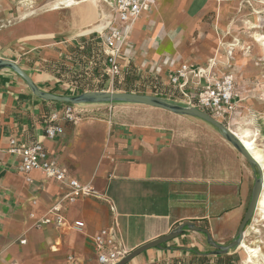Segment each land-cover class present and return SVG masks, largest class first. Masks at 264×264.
<instances>
[{"label": "crops", "instance_id": "crops-1", "mask_svg": "<svg viewBox=\"0 0 264 264\" xmlns=\"http://www.w3.org/2000/svg\"><path fill=\"white\" fill-rule=\"evenodd\" d=\"M56 1L33 0L34 13L21 17L26 12L22 0H0V59L16 62L41 91L75 96L131 90L187 105L206 80L192 78L185 89L190 97L182 96L169 84L175 70L183 64L205 66L216 78L234 65L232 51L233 64L224 59L235 0V9L224 18L225 1L194 6L195 0H176L165 8L160 0L152 3L120 44L116 75L105 73L108 48L101 41L104 32L123 26L113 2L100 0L112 12L104 30L79 34L101 19L94 1L68 6L60 0L58 7ZM215 57L217 63L208 68ZM132 81L146 89H114ZM243 101L240 97L227 113L214 117L236 133L248 123L255 131ZM66 104L37 96L14 69H0V264H100L92 236L103 228H111L128 253L187 221L207 230L218 244L237 238L257 171L214 125L140 103H81L74 104L76 122L59 121L64 132L45 138L50 115L62 113ZM13 139L17 144L43 141L59 164L97 196L62 201L63 184L40 170L28 176L20 171ZM58 202L66 224L40 225ZM75 221L85 226L76 229ZM204 230L185 226L177 238L128 264H170L195 249L204 254L212 245Z\"/></svg>", "mask_w": 264, "mask_h": 264}, {"label": "built area", "instance_id": "built-area-1", "mask_svg": "<svg viewBox=\"0 0 264 264\" xmlns=\"http://www.w3.org/2000/svg\"><path fill=\"white\" fill-rule=\"evenodd\" d=\"M116 9L118 20L123 25L122 28L115 26L102 34L101 41L108 48L107 61L110 70L119 74L121 67L117 61L120 44L128 34L131 24L144 12L148 11L152 3L158 0H111ZM208 69L193 67L189 64H183L170 75L169 84L177 87L182 96L190 97L185 91L192 78H205L206 83L198 85V91L189 104L194 105L212 116L227 113L236 102L239 96L237 92L235 78L231 74H223L221 77H211ZM201 79V80H202ZM192 98V99H191ZM79 116L74 104L67 103L62 113L54 112L49 117V123L45 127V138L54 139L64 132L63 126L59 121L76 122ZM11 150L18 153L21 157L20 171L29 175L34 170L42 171L47 178L63 184L65 190L62 193L61 200L74 203L80 198L86 196H97L96 190L89 184H84L75 178L66 168L61 166L56 156L48 150L43 141H34L29 143L17 144L16 140H11ZM27 180L31 181L30 177ZM40 225L51 224L54 222L57 226L66 224L65 217L61 214V203L54 205L39 220ZM69 226V225H67ZM76 229L85 226L83 221H75L71 224ZM94 244L98 250V260L100 264H116L128 252L118 244L116 235L111 228H103L92 236ZM25 242V240H21ZM73 260L74 257L70 256Z\"/></svg>", "mask_w": 264, "mask_h": 264}, {"label": "rangeland", "instance_id": "rangeland-1", "mask_svg": "<svg viewBox=\"0 0 264 264\" xmlns=\"http://www.w3.org/2000/svg\"><path fill=\"white\" fill-rule=\"evenodd\" d=\"M33 0H22L25 5V9L29 10L33 7L30 2ZM200 1L195 0L194 6ZM220 4L224 2L228 7L223 15V18L235 9L234 0H211ZM238 5L228 19L231 20V28L225 33V40L227 41L226 47L227 57L224 61L227 64H233L231 67H226V73L235 76L237 81V92L239 97L244 99L243 102L251 115L253 128V134L256 137L257 145L263 149L264 152V0H235ZM33 3V2H32ZM28 6V7H27ZM216 9V16H218V9L220 7H212ZM210 18V17H209ZM211 19V18H210ZM4 22H1L3 25ZM255 34V35H254ZM258 34V35H257ZM262 37V38H261ZM236 39V40H235ZM262 39V40H261ZM240 43H239V42ZM231 44V45H230ZM233 45V46H232ZM237 45V46H236ZM242 47V48H241ZM230 51L233 52L231 56H234L231 62ZM233 58V57H232ZM214 60V64L217 63L218 58H211ZM210 60H208L209 66ZM205 67V66H204ZM130 84L127 86L119 85L115 86L116 89H138L145 90L144 85L134 86ZM235 100V101H236ZM249 125V123L247 124ZM257 178L259 176L258 169ZM264 192V191H263ZM245 232V240L247 243L257 250L259 255V264H264V214L260 216H253V218L247 224ZM178 237V236H177ZM175 237V238H177ZM231 243L226 242L225 245ZM247 252L241 246L231 248L227 253H221L215 246L211 247L204 254L191 253L187 256L174 259L170 264H242L246 258ZM130 263V262H129Z\"/></svg>", "mask_w": 264, "mask_h": 264}, {"label": "water", "instance_id": "water-1", "mask_svg": "<svg viewBox=\"0 0 264 264\" xmlns=\"http://www.w3.org/2000/svg\"><path fill=\"white\" fill-rule=\"evenodd\" d=\"M10 67L14 69L18 74H20L32 88L33 92L46 100L60 101L71 104H81V103H109V102H128V103H140L146 104L153 107L162 108L169 110L171 112L181 114V115H190L199 117L210 124L214 125L223 136L247 159V161L255 168L258 169L259 176L256 178L251 201L247 208V211L244 215V218L239 226L237 238L234 239L231 243L227 245H221L212 240L209 232L204 230L191 221L184 222L178 228L170 232L169 234L157 238L156 240L150 241L135 250L128 253L116 264H128L133 258L140 255L142 252L149 248L161 247L164 242L174 239L182 233V230L185 226H189L193 230H204L208 234V238L213 246H215L221 253H227L231 248H235L241 245L244 237L245 230L249 221L255 215L259 199L264 191V168L261 166L259 161L251 154L250 150L244 144V142L239 138V136L233 131L229 126L224 122L218 120L216 117L211 114L201 110L200 108L191 105V104H180L174 101L166 100L164 98L146 94V93H137L131 91H112V90H95L87 91L75 96L68 95H57L49 92L41 91L30 77L29 74L25 72L16 62L7 59H0V69Z\"/></svg>", "mask_w": 264, "mask_h": 264}, {"label": "bare ground", "instance_id": "bare-ground-1", "mask_svg": "<svg viewBox=\"0 0 264 264\" xmlns=\"http://www.w3.org/2000/svg\"><path fill=\"white\" fill-rule=\"evenodd\" d=\"M88 1H90V0H88ZM92 1H94V3H95L94 5L99 10L98 13L100 14L101 19H100V21L98 20V22H96V23L92 22L86 28H83V29L79 30V34H87V33L91 32V31L104 30L103 28H105L111 22L112 12H111L110 8L106 7L100 0H92ZM32 2H30V4H32ZM63 2H65V4H67L68 6H72V5L76 4V0H65ZM175 2H176V0H160V3H161V5H163L164 8L167 7V6L170 7L172 4H175ZM58 3H60V0L55 2L57 7H58ZM32 8H30L29 10H26V12H24L21 17H26V16H29V15H32V13H34V9H32ZM171 10L173 11L172 8H171ZM135 22L136 21H134V23H132L130 27H132L135 24ZM214 62H216V61L210 60V65L212 66L214 64ZM201 68L205 69L204 66H201ZM236 134L239 136V138H241V140L244 142V144L250 150L251 154L259 161L261 166L264 168V152H263V149L260 148L257 145V143H256L257 139L254 136L253 130L250 128V126L247 125V124L244 125V127L241 128ZM260 214L261 215L264 214V192L262 193V195H261V197L259 199V204H258V208H257V211H256V216H260ZM245 232H246V235H247V231H245ZM240 246L242 248H244L246 250V252H247V256L243 260L242 264H259V255L257 254L256 248H254L253 246L249 245L247 243V241L245 240V238L243 239V241H242Z\"/></svg>", "mask_w": 264, "mask_h": 264}, {"label": "trees", "instance_id": "trees-1", "mask_svg": "<svg viewBox=\"0 0 264 264\" xmlns=\"http://www.w3.org/2000/svg\"><path fill=\"white\" fill-rule=\"evenodd\" d=\"M153 88L155 89V86H154ZM129 91H131V90H129ZM195 252H196V253H200V252H198V250H197V249H195Z\"/></svg>", "mask_w": 264, "mask_h": 264}]
</instances>
